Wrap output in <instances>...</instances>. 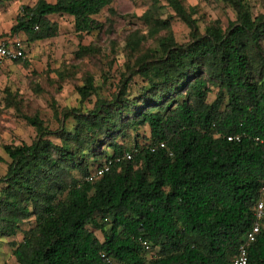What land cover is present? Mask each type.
I'll list each match as a JSON object with an SVG mask.
<instances>
[{"label": "trees", "instance_id": "1", "mask_svg": "<svg viewBox=\"0 0 264 264\" xmlns=\"http://www.w3.org/2000/svg\"><path fill=\"white\" fill-rule=\"evenodd\" d=\"M146 1L138 17L146 31L125 36L109 98L97 95L86 74L75 91L80 103L95 96L91 108L61 110L54 130L36 115L23 116L35 138L2 147L9 161L0 176V238L32 220L11 243L16 264H227L251 224L264 182V0L256 14L248 0H215L234 19L224 28L208 22L201 31L193 6ZM111 2L36 0L19 7L5 36L51 38L57 28L50 15L70 17L78 36L97 34L105 23L94 16L103 8L114 16ZM172 17L188 28L187 41L173 39ZM97 52L79 45L74 58ZM56 75L61 82L64 75ZM69 118L71 130L64 126ZM128 129L131 146L117 141ZM235 134L237 141L224 138ZM125 151L130 159L114 161ZM104 159L108 171L85 181ZM247 264H264V230L250 243Z\"/></svg>", "mask_w": 264, "mask_h": 264}, {"label": "rangeland", "instance_id": "2", "mask_svg": "<svg viewBox=\"0 0 264 264\" xmlns=\"http://www.w3.org/2000/svg\"><path fill=\"white\" fill-rule=\"evenodd\" d=\"M36 0L0 1V35L8 34L10 26L21 5H32ZM52 2L53 0H45ZM185 6H193V17L197 20L200 31L211 21L224 28L229 20L234 19V13L229 6L215 0H182ZM253 14L262 12L261 0H248ZM111 8L115 15L111 16L103 8L94 18L104 22L102 31L92 32L91 35L78 36L74 33L72 19L66 15H50L48 19L56 25L55 36L25 42V57L17 62H5L0 67V176L9 161L2 147L6 144H29L35 138L32 126L26 123L23 116L36 115L43 124L51 130L59 126L60 112L65 108L76 107L81 110L91 108L95 96L79 102L75 91L76 85H81L86 74L93 76L96 93L101 98H109L115 91L118 74L124 62L122 53L124 38L133 31L145 33L146 28L138 19L147 6L146 0H112ZM171 12L167 10L165 14ZM165 14L163 16H165ZM110 19V23L106 19ZM188 28L177 18L172 17L170 34L177 43L188 40ZM23 38L21 34H16ZM148 40L147 45H152ZM79 45H91L97 48V54L92 57L82 56L74 58V52ZM56 71H60L64 78L58 80ZM72 72L70 78L67 73ZM133 82L140 83L137 77ZM136 85V84H135ZM132 85L130 92L135 91ZM216 90L211 88L207 95L210 101ZM67 130L73 127L69 118L64 121ZM126 136L117 138L119 143L131 146L134 142V131L128 129ZM138 133L147 135V128L142 126ZM108 151V149L106 150ZM100 159V158H99ZM89 165L91 167L97 162ZM32 220L23 222L19 231L8 238H0V264H16L12 255L11 243L21 240V231L27 229ZM101 240L99 231L92 230Z\"/></svg>", "mask_w": 264, "mask_h": 264}, {"label": "built area", "instance_id": "3", "mask_svg": "<svg viewBox=\"0 0 264 264\" xmlns=\"http://www.w3.org/2000/svg\"><path fill=\"white\" fill-rule=\"evenodd\" d=\"M25 42L17 35L10 37H0V67L5 62L14 60H22L25 57ZM223 137V136H222ZM226 141H237L239 135H228L224 137ZM162 144H159L161 146ZM134 151V150H133ZM132 151H125L120 157H116L114 161L120 159H130ZM110 160L104 159L100 165H94L89 173L84 177V180L91 182L100 177L104 172L108 171ZM252 221L249 228L243 234L240 243L237 246L235 254L231 257L227 264H247V249L250 243L255 239L256 235L264 230V182L257 188L256 199L251 207ZM143 251L150 249L149 244L140 241ZM110 264L113 262L108 261Z\"/></svg>", "mask_w": 264, "mask_h": 264}, {"label": "crops", "instance_id": "4", "mask_svg": "<svg viewBox=\"0 0 264 264\" xmlns=\"http://www.w3.org/2000/svg\"><path fill=\"white\" fill-rule=\"evenodd\" d=\"M19 34H21L22 36H24L22 33H19ZM2 35L5 36V34H2ZM14 35H16V34H14ZM11 36H13V35H11ZM8 37H10V36H8ZM21 39H23V38H21Z\"/></svg>", "mask_w": 264, "mask_h": 264}]
</instances>
